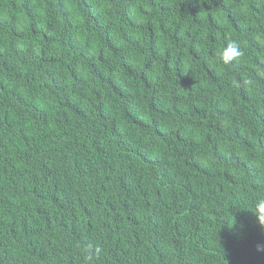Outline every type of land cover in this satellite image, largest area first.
Wrapping results in <instances>:
<instances>
[{"label":"trees","instance_id":"1","mask_svg":"<svg viewBox=\"0 0 264 264\" xmlns=\"http://www.w3.org/2000/svg\"><path fill=\"white\" fill-rule=\"evenodd\" d=\"M0 264H264V0H0Z\"/></svg>","mask_w":264,"mask_h":264}]
</instances>
